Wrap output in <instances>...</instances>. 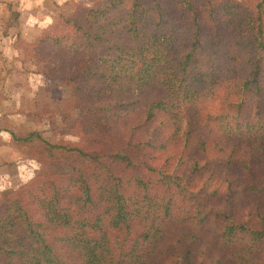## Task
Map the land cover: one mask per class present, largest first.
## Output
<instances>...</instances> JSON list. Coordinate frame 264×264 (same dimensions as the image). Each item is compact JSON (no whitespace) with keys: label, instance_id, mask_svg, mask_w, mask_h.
Listing matches in <instances>:
<instances>
[{"label":"trees","instance_id":"trees-1","mask_svg":"<svg viewBox=\"0 0 264 264\" xmlns=\"http://www.w3.org/2000/svg\"><path fill=\"white\" fill-rule=\"evenodd\" d=\"M35 43L109 141L14 137L71 158L1 192L0 264H264V0H91ZM228 89L218 136L203 98ZM140 102L137 124L118 116Z\"/></svg>","mask_w":264,"mask_h":264},{"label":"rangeland","instance_id":"rangeland-1","mask_svg":"<svg viewBox=\"0 0 264 264\" xmlns=\"http://www.w3.org/2000/svg\"><path fill=\"white\" fill-rule=\"evenodd\" d=\"M91 0H0V194L7 189H17L42 170L45 174L66 167L65 155L53 151L47 157L42 144L36 140L17 141L35 131L48 143L82 146L84 142L98 139L109 141V130L104 121H96L92 130V113L86 105L72 97L69 84L59 78L48 77L40 67L35 40L41 30L52 23L58 15L70 14L77 5H88ZM253 1V0H243ZM10 10L18 13L13 26L6 27ZM41 59V56H39ZM143 102L152 95V89L144 91ZM238 96L232 89L213 91L203 98L205 111L211 114L212 128L218 136L229 129L234 130L235 114L233 99ZM131 100L136 99L130 97ZM77 100V101H76ZM129 106L118 113L125 123L137 124L141 117V105ZM117 130L126 127L116 124ZM152 125L138 130L133 138L146 139L152 134ZM102 146V144H101ZM156 151L149 150L143 157L151 162ZM206 183L217 185L215 179ZM222 187V184L220 183ZM243 216L248 212L242 209Z\"/></svg>","mask_w":264,"mask_h":264}]
</instances>
